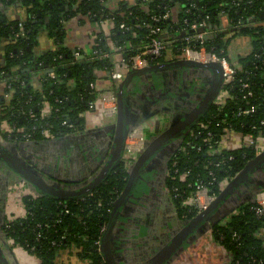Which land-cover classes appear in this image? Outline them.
Here are the masks:
<instances>
[{
	"label": "trees",
	"instance_id": "16d2710c",
	"mask_svg": "<svg viewBox=\"0 0 264 264\" xmlns=\"http://www.w3.org/2000/svg\"><path fill=\"white\" fill-rule=\"evenodd\" d=\"M0 2L5 6L19 4L26 12L22 31L18 20L9 19L0 10V49L4 51L0 59V81L13 77L6 88L13 93L10 104L5 105L4 99L0 97V124L7 122L11 126L31 129L34 125L47 122L53 125L54 137L76 132L82 128L81 113L88 109V101L93 97L90 86L96 81L97 70L113 68L112 58L74 62L73 50L68 46L40 53L37 46L42 31H47L48 36L63 45L66 43L67 22L80 13L91 12L92 20L96 21L111 18L113 28L109 37L116 47L126 48L125 57H128L147 42L150 28L159 27L166 32L162 35L166 39L185 32L193 33L190 25L206 18L208 23L203 29L209 30L205 42L209 51L219 57H226L235 65L229 53V45L234 38L249 37L252 50L246 56L239 57L236 80L224 86L232 98H228L222 107L214 104L201 118L208 128L202 126L198 130L194 126V136L188 135L179 141V145H186L188 155L181 151L177 155V166L180 171L192 166L194 176L208 183L210 171L215 173L218 181L223 180L229 175L240 173L247 162L256 156L255 151L249 148L208 156L206 138L211 132L215 134V139H219L230 128L229 123L232 129L245 134H257V130L253 131V125H256L264 134V19L261 18L264 0H137L132 6L122 1L114 11L107 8L106 0ZM167 10L175 12L169 18L158 21L151 18L152 15L161 16ZM224 16L229 20L230 32L221 27ZM124 26H130L131 30H126ZM107 39L108 36L97 33L93 41L94 48L103 52L110 50ZM163 60L162 55L152 62ZM52 69L57 74L56 78H48L44 72ZM40 70L43 72L39 85L34 77ZM201 72L208 79V72ZM240 78H249L250 90L253 91L251 98H244L245 91L241 88ZM46 104L53 106V111L42 120L41 113ZM251 105L256 107L253 113L238 114L241 109ZM5 138L9 143L26 142L22 133H12ZM44 139L37 133L31 141ZM197 147H201V150H197ZM188 156L192 163H187L185 157ZM121 174L115 173L113 181H104L93 192L79 199L65 200L41 194L23 197L27 214L12 220L9 227L4 225V237L12 239L16 245L36 256L40 264H57V257L67 249L76 250L81 258L89 260V264H105L94 243L103 236V228L109 223L116 197L115 187H122L123 184ZM167 183L170 187L178 186L183 195L190 190L182 182L169 177ZM243 186L247 188L248 185ZM212 189L215 194H219V184H214ZM173 203L179 218L184 222L197 215L195 210L183 206L181 198ZM65 204L69 213L65 211ZM252 205L254 200L232 210L223 206L222 212H215V217L208 224V230L212 231L219 244L232 252L230 264H264V246L257 237L264 219L257 216ZM229 211L232 212L228 218L229 213L226 212ZM223 218L229 219L226 224Z\"/></svg>",
	"mask_w": 264,
	"mask_h": 264
},
{
	"label": "crops",
	"instance_id": "0c3cea01",
	"mask_svg": "<svg viewBox=\"0 0 264 264\" xmlns=\"http://www.w3.org/2000/svg\"><path fill=\"white\" fill-rule=\"evenodd\" d=\"M122 1L128 3L130 6L137 2V0H106L105 3L110 11H114ZM0 10L4 11V14L11 20L22 19L26 16L25 9L19 4L2 5ZM87 21L90 22L87 23ZM221 24V27L226 29V31L230 28L227 16L222 17ZM66 28V46L69 48H90L94 43L93 41L97 33L110 36L113 26L110 18H103L98 21L92 19H83L80 21L79 18H72L67 22ZM169 38L171 39L172 37ZM51 49H54L51 39L46 33L41 34L38 39L37 50L43 53ZM251 50L252 42L249 37H236L229 45L230 56L238 65L239 57L246 56ZM3 54V49H0V59ZM163 56V61L179 58L177 56L176 46L170 43ZM137 83L135 82L134 84L138 86ZM108 84L110 83L106 77L105 70H97L95 89L99 94L98 105L95 109H87L81 113L82 128L80 130L64 136L19 143L20 145L27 143L22 149L26 152V157L29 158L28 161L37 163L38 167L45 172L48 180L52 182L61 181V184H69L70 186H75L78 182H80V185L84 184L96 173L100 165L108 159L112 148L117 120V115L104 117V106L101 97L105 89H107ZM5 92L6 87L0 84V97L4 99V104ZM142 102L144 101L141 100L140 103L142 104ZM144 109L152 111V113L148 116L144 115V120L141 122H138L140 119L138 117L142 115L134 113V115H137H135L137 118H133V122L134 126L139 123L146 124V137L151 140L156 134L168 126L170 120L167 115L161 112H154L153 105L145 106ZM2 134L0 131V141L7 142L8 140ZM236 141L237 137L230 135L226 138L225 143L228 148H236L238 146ZM8 144L13 146L14 149L19 150L18 147L20 146L16 143L8 142ZM260 145L264 146V140H261ZM13 177L10 170L0 163V219L7 220L13 216L23 215L25 213L23 198H20L19 203H15L17 198L13 196V193L16 192L11 188L13 185ZM15 182H17V178ZM259 184L257 180L248 182L245 184L248 185L247 188L246 186H242L223 206H226L228 210H232L236 209L240 204L254 200L256 193L260 190ZM25 185L36 192L27 183ZM154 199L153 201L157 209L156 215L144 214L141 217L142 222L138 223V225L137 223L134 224V221L131 226L124 223L126 225L125 232L122 229H118V237H116H125L123 245L119 246L117 242L114 243L115 253L121 256L119 260L121 264H137L131 262L130 258H128L129 261H125V258L128 254L130 256L134 254L132 252L134 248H136V252L142 248V240L140 241V238L154 236L163 245L182 226L183 220L179 218L174 209L168 192L162 193V195L158 194ZM207 232L208 230L197 237L170 264H228L225 249L216 239L212 238L211 242L206 239L208 236ZM0 240L5 253L7 249L10 250L11 248L13 255L11 256L9 254V258L12 264H38L36 256H32V254L21 248L18 250V246L12 249V243L8 239H5L1 232V224ZM59 258L57 264H89V260L81 258L74 249L62 251Z\"/></svg>",
	"mask_w": 264,
	"mask_h": 264
},
{
	"label": "water",
	"instance_id": "95a60500",
	"mask_svg": "<svg viewBox=\"0 0 264 264\" xmlns=\"http://www.w3.org/2000/svg\"><path fill=\"white\" fill-rule=\"evenodd\" d=\"M197 1L199 2L200 0ZM261 18L264 19V11L261 13ZM191 68L201 69L208 72V81H205L203 78L202 83L200 84V87H202V84H206L205 86L207 90L200 102L196 104L192 110L183 114L182 117L178 116V118L172 119L170 113L161 112L169 117L170 122L164 130L156 134V136L147 142L145 149L135 163L127 187L117 201L107 228L101 238V252L105 264H121L114 256V231L117 220L122 216L123 206L132 195L131 191L134 188L133 186L137 179L140 178L143 166H146L148 162V156L150 159L153 154L166 147L170 142L178 139L180 141L185 138L188 130L199 123L203 115L214 105L215 99L224 87V72L221 63L218 61L201 62L193 59L176 58L174 60L160 61L143 68H133L127 71L117 88V120L110 156L108 160L104 162L97 176H94L90 182L83 184V186H80V182L78 181L75 186H70L69 184H61V181L52 182L48 180L45 176V172L38 167L37 163L28 161L29 158L26 157V152L22 149L27 143L22 145L16 143L20 146L18 147L19 150H17L11 149L9 147L11 145L8 144V142L0 141V163L16 174L23 181L21 183H27L28 186H31L41 195L65 200L83 198L102 184L104 180L108 178L110 173L118 166L121 162L123 152L125 151L127 137L130 131L138 125L134 126L133 122V118H137V115H134V110L132 109L130 99L132 93L130 86L135 82H140L144 76L148 78L149 76L153 77L154 75H158V73L167 70ZM148 84L153 86L154 89H158L160 86L155 83ZM143 120V118H140L138 122ZM254 179L260 183V190L258 192L264 190V150L247 162L242 171L238 173L222 192H220L208 208L199 212L191 220L183 223L178 232L173 234L171 240L146 264H170L180 252L197 238L196 234L198 231L204 230L205 224L212 221L215 217L214 213H221L225 202L229 201V199L232 198L244 184L253 182ZM65 182L67 183V181ZM230 212L232 211L226 213L228 214ZM0 264H11V261L6 256L3 249L1 240Z\"/></svg>",
	"mask_w": 264,
	"mask_h": 264
},
{
	"label": "built area",
	"instance_id": "2783aa9c",
	"mask_svg": "<svg viewBox=\"0 0 264 264\" xmlns=\"http://www.w3.org/2000/svg\"><path fill=\"white\" fill-rule=\"evenodd\" d=\"M2 5L4 4L0 2V8ZM173 13L174 11L167 10L163 15L161 16L152 15L151 18L154 21H158L161 18H169L170 16L173 15ZM74 18L75 19L79 18L80 21L83 19L91 20L92 14L91 12H87L85 14L80 13V15ZM17 20L19 21L18 25L20 29L24 31L23 29H24L25 18L17 19ZM207 23L208 22L206 18L203 19L199 23L194 22L190 25V28L193 30V33L189 34L185 32L183 34H179V36L177 37L174 36L171 39L170 38L165 39L164 37H162V35H164L166 32L164 33L159 27H152L150 28V31L147 35V38H148L147 42L144 43L140 48L138 47L139 49L136 50L135 54L130 55L128 57H125L126 48L116 47L109 36H108L107 41L110 45V50H107L105 52L97 50L96 48H94V45L90 46V48H81V47L71 48L73 50L74 62L79 61V60H90L91 61V60H95V58H112L113 59V68L105 70L106 77L110 84H108L107 89H105L101 97L102 102H103L102 104L104 106V117H110V116L117 115V109H118L117 88L120 82L122 81V79L124 78L125 73L133 68H143L145 66L153 64L152 61L160 58L164 54L165 50L168 48L170 43L176 46L177 56L179 58L193 59V60H197L201 62H211V61L220 62L223 68V72H224V86L236 80V74L238 72V67H239L237 66L238 64L234 65L226 57H219L218 55H216L215 53L207 49L205 42H206V36L209 30L203 29L205 26H207ZM124 28L126 30H131L130 26H124ZM227 31L230 32L231 28H229ZM43 33L47 34V31H42L41 34ZM48 37L51 39L53 46H54V49H51V50H58L62 46H66L65 44L59 45L56 42L55 38L50 37V36ZM178 41H180V43L178 45L175 44ZM116 51L121 52L122 54V58L119 60L114 59V54ZM42 72H43L42 70L37 71V74L34 77V79L38 82L39 85L41 83L40 75ZM44 72L47 74L48 78H56L57 76L54 69L47 70ZM12 78L13 77H11L10 79ZM10 79H1L0 84L4 85L7 88V84L10 81ZM239 82L241 84L242 90L245 91L244 98L245 99L251 98L253 96V91L250 90L249 78H247L246 80L240 78ZM90 87L93 90L92 91L93 97L88 101V109H95L96 106L98 105L99 94L97 93L95 89V83L91 84ZM12 94L13 93L11 90H6L4 94L5 105L8 106L10 104ZM228 98H232V96L223 87V89L221 90L217 98L215 99L214 104L219 107H222L225 105ZM255 109L256 107L254 105H251L249 108L241 109L238 114L239 115L251 114L255 111ZM52 111H53V106L46 104L45 108L42 110L41 119L44 120L47 117H49ZM262 124H264V121H262ZM195 126L197 127L198 130H200L202 126L204 128H208V125L202 123L201 120ZM229 126L230 128L228 127L226 129V132L221 134L219 139H215V134L211 132L208 133V137L206 138L208 156H214L219 153L221 154L223 151H231L237 148L252 149L255 151L256 155H258L260 152L263 151L264 146H261L260 144H261V140H264V134L262 130L259 129L256 125H253V131L257 130V134L256 133L245 134L241 131H236L232 129V125L230 123H229ZM52 129H53V125L47 122L41 123L39 125H34L31 129H27L25 126L20 127V128L14 125L11 126L7 124V122L0 124V131L3 133L2 134L3 137H5L6 135L9 136L12 133H22L23 137L26 138V141H31L34 135L37 133H40L45 139L53 138L54 133L52 132ZM145 134H146V128H145L144 123L138 124L130 131L127 137V140H126V145H125V154H124L125 162L133 158H136L137 154L144 149V147L146 146ZM188 135H190L191 137L194 136V128H192L188 132L186 137H188ZM230 135L237 137L236 142L238 146H236V148H228L225 143L226 138ZM188 144H191V142H189ZM197 150L200 151L201 147H197ZM181 151H184L185 155H188L186 145H181L177 151L176 156L174 157L172 161L171 169L169 172V178L182 182L190 190L188 194H185V195L180 193L178 186L173 185L170 187L168 185V190L174 201L181 198L183 206L189 208L190 210H195L198 214L199 212L208 208V206L217 198L220 192H222L225 189V187L238 174L229 175L223 180L218 181V178L216 177L215 173L213 171H210L209 174L211 175V179L209 180L208 183H206L203 180L199 179L198 177L194 176L192 166L186 168L183 171H180L179 166H177L178 159H179L177 155H179ZM185 158L187 159L188 164L192 163V160L189 156ZM172 174H175V175L172 176ZM214 184L215 185L219 184L220 186L219 194H215L213 192L212 186ZM25 196L37 197L38 194L34 192L32 194L25 195ZM64 206H65V211L69 213L70 210L67 208L66 204ZM251 208L255 210V213L257 214L258 217H263L264 219V190H261L260 192L257 193L254 199V205H252ZM26 214L27 212L25 209V213L23 215L13 216L7 219L5 223L6 227H9V223L15 218L25 217ZM228 220L229 219H227L225 224L228 222ZM58 221H61V220L59 219ZM106 228L107 227L103 228L104 232ZM207 234L209 237L213 238V233L211 231H208ZM257 237L262 240V244L264 246V222L261 228L257 232ZM101 238L96 240L94 243L100 252H101V242H102ZM18 247L23 249L20 246ZM225 251L228 257V264H230L231 258H232V252L226 249ZM40 263L41 262L38 259V264Z\"/></svg>",
	"mask_w": 264,
	"mask_h": 264
},
{
	"label": "flooded vegetation",
	"instance_id": "af4514ba",
	"mask_svg": "<svg viewBox=\"0 0 264 264\" xmlns=\"http://www.w3.org/2000/svg\"><path fill=\"white\" fill-rule=\"evenodd\" d=\"M158 74L162 76L160 79V83H159L160 86L158 87V89H154L153 86L148 84L146 76H144L142 80H140L139 83L136 82L138 86L134 83L132 84V87L130 86V89L132 91L131 98H130L131 103H132V109L134 110V113H138L142 115V116H139V118H144V115L148 116L149 114L152 113V111H147L146 109H144L145 106L148 107L150 105L154 106V109H155L154 112L170 113L172 119H176L178 118V116L182 117L183 114H186L187 112L192 110V108H194L196 104L200 102V100L205 94V91L207 90V88L205 87L206 84L205 85L202 84V87H200L201 86L200 84L202 83V79L203 78L204 80L206 79V76L205 74L201 72V69L191 68V69H177L174 71L167 70L164 72H160ZM205 81H208V79H206ZM141 100L144 101L142 102V104L140 103ZM194 126H192L188 130V132ZM145 139H146V145H147V142L149 141V139H147V137ZM180 146L181 145H179V139H178V140L170 142L166 147L160 149L157 153L153 154L150 157V159L148 156V162L146 166H143V169L140 173L141 174L140 178L137 179L135 185L133 186L134 188L131 191L132 195L129 197V199L124 204L123 209H122V216L121 218L117 220V223H116L113 237H114V242L115 243L117 242L119 246L124 244L125 237L122 236L120 238H117L118 229H122L125 232L126 230L125 224H127L128 226H131L134 221L135 222L134 224L137 223L138 225V223L142 222L141 217L144 214L156 215L157 209L155 207V203L153 199L158 194L162 195V193H166V192L170 194L168 190L167 180L169 177L172 160L177 154V151ZM9 147L11 149H14L13 146H9ZM143 150L137 154L136 158L126 161L127 163L124 160V154H125V151H124L123 156L121 158V162L110 173V175L106 179V180L113 181L112 177L114 176L115 173H120V172L122 173L121 176H122L123 184H122V187L121 186L115 187L116 197L113 202L111 214L115 209L117 201L120 199L123 192L125 191L129 178L134 169L135 163L137 159L139 158V156L141 155V153L143 152ZM103 164L104 163L100 165L98 170H96V173L94 172L95 174L84 184H87L88 182H90V180L94 176H97ZM10 173H12L13 176L15 177V178L13 177V180H12L13 183L16 181V178H17V183L21 184V182H23L16 174H14L11 171ZM80 186H83V184H81ZM36 193L38 194V196L40 195L38 192ZM170 198L172 201V205L174 209L176 210L171 194H170ZM214 216H215V213H214ZM185 222L183 220V223ZM5 223H6V220L1 218L0 224H1L2 234H3L2 229ZM208 224L209 223L205 224L204 230L198 231V233L196 234L197 237L201 236L208 230L207 228ZM171 238L165 241L163 245H162V242L159 243L158 238H155L154 236H148L142 239L140 238V241L142 240L141 242L142 248L139 249L138 252H136V248H134V250L132 251L134 254L132 256H130L129 254L126 255L125 261H129L128 258H130V261L133 263L146 264L165 244H167L171 240ZM5 239H8V238H5ZM8 240L10 241V239ZM11 247L12 249H14L13 248L14 245H12ZM114 251H115V247H114ZM9 254L11 256L13 255L11 248L10 250L7 249L6 251V256L8 258H9ZM114 256L117 258V261L119 262L121 256H119V254H116L115 252H114Z\"/></svg>",
	"mask_w": 264,
	"mask_h": 264
},
{
	"label": "rangeland",
	"instance_id": "374dc122",
	"mask_svg": "<svg viewBox=\"0 0 264 264\" xmlns=\"http://www.w3.org/2000/svg\"><path fill=\"white\" fill-rule=\"evenodd\" d=\"M88 22H90V21H87V23ZM68 39H69V37H68ZM121 58H122V54L120 52L116 51L115 54H114V59L115 60H119ZM161 77L162 76L160 74L154 75L153 77L149 76L147 78V82L148 83H155L156 85H159ZM145 126H146V124H145ZM11 188L14 190V192H16V193H13V196L17 198L16 201H15L16 204L20 202V198L21 197L23 198L25 195H29V194L34 193V191L31 188H28L25 184H20V183H17V182H14ZM17 195H18L19 198L17 197ZM229 215H230V213L228 214V217H229ZM227 219L228 218H223L222 221L225 223L227 221ZM209 231H211V230H209ZM206 239H208L210 242L212 240V238L209 237V236H207ZM213 239H215L214 236H213ZM10 242L12 243V245H14V247L17 246L12 239H10ZM204 242H205V240H204ZM15 248H17V247H15ZM18 250H20V248ZM59 257H57V263L59 262V259H60Z\"/></svg>",
	"mask_w": 264,
	"mask_h": 264
}]
</instances>
